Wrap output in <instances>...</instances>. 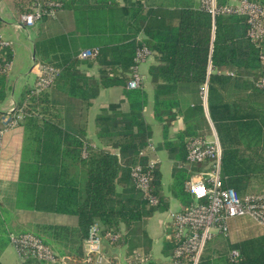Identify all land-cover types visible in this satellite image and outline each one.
Masks as SVG:
<instances>
[{
	"label": "trees",
	"instance_id": "16d2710c",
	"mask_svg": "<svg viewBox=\"0 0 264 264\" xmlns=\"http://www.w3.org/2000/svg\"><path fill=\"white\" fill-rule=\"evenodd\" d=\"M51 3L59 4L55 17L49 14ZM14 5L20 15L39 5V25L63 23L68 12L71 26L59 25L54 36L36 42V62L58 69L59 75L39 93L26 88L17 104L22 109L21 163L14 197L0 198V264L11 237L25 234L40 239L58 260L28 258L22 264H82L85 240L96 223L108 254L122 243L149 254L148 221L167 211L170 203L159 166L149 168L153 132L144 116L145 83L127 88L137 67L136 54L143 48L155 59L149 75L154 119L163 128L159 148L174 163L169 196L189 207L194 200L187 182L211 169L209 161L178 167L187 160L189 143L204 137L203 130L210 131L206 108L222 148L223 188L241 199L264 194V89L257 86L264 71V41L249 37L246 17L224 12L230 0H216L215 17L201 0H14ZM95 49L96 56L81 58L85 50ZM12 61V49L0 41V105L8 96ZM95 67L97 73L89 74ZM110 88L121 89L123 100L101 109L95 135L103 149L93 148L66 128L65 105H78L81 111ZM179 116L184 129L171 138L170 128ZM138 166L150 172V195L157 204L135 186L131 174ZM14 211L75 216L77 224L13 228ZM238 220L230 222L227 234L208 241L199 264H264V235L237 236ZM107 234L119 238L112 242ZM178 245L170 224L161 251L169 262L147 264H170ZM233 251L239 257L233 258Z\"/></svg>",
	"mask_w": 264,
	"mask_h": 264
},
{
	"label": "built area",
	"instance_id": "2783aa9c",
	"mask_svg": "<svg viewBox=\"0 0 264 264\" xmlns=\"http://www.w3.org/2000/svg\"><path fill=\"white\" fill-rule=\"evenodd\" d=\"M203 5L213 14L217 15L216 0H201ZM53 8L49 14L55 17L59 4L51 3ZM227 14L244 16L247 18L249 37L254 41H264V4L254 0H238L230 4L224 11ZM43 15L39 5L29 14L20 15L22 26L32 28ZM98 54V50H86L81 58H92ZM154 53L148 48L138 50L132 79L127 88L135 90L144 85V78L139 72V67L149 61ZM264 66V54L261 55ZM211 72V71H210ZM59 70L50 66H39V76L35 84V92L49 87ZM264 89V71L257 83ZM206 106L207 86L203 92ZM207 109V108H206ZM21 112V114H20ZM208 113V111H207ZM22 119V109H13L4 120V129L0 130V142L3 135L11 128L17 127ZM209 161L211 169L208 172L195 174L186 184L187 192L193 197L194 202L189 207H181L180 210L171 213V224L179 245L174 250L170 264H199L206 244L216 234H227L230 222L236 219H250L264 228V194L248 196L241 199L234 190L223 188L221 180L222 148L219 140L208 141L205 137L197 138L189 143L188 156L185 163L178 164L180 168H189ZM156 162H150L149 168L153 169ZM132 178L135 186L144 193L152 204H157V199L150 195L151 175L149 171L138 166L132 170ZM109 240H118V235L107 234ZM12 244L19 256L24 261L28 258L55 263L58 258L54 251L44 245L40 239L33 234H25L11 237ZM232 257H239L238 251L232 252ZM65 259L61 258V262ZM82 264H115L105 253L102 228L98 223L93 224L84 244V258Z\"/></svg>",
	"mask_w": 264,
	"mask_h": 264
},
{
	"label": "crops",
	"instance_id": "0c3cea01",
	"mask_svg": "<svg viewBox=\"0 0 264 264\" xmlns=\"http://www.w3.org/2000/svg\"><path fill=\"white\" fill-rule=\"evenodd\" d=\"M237 1L238 0H230V4H235ZM63 17L65 18L63 23L61 22L57 24V22H46L41 25L37 23L34 27L27 28L26 26H22L20 23V13L14 5V0H0V41L2 45L10 47L13 52V61L9 67L10 88L6 101L0 105V124L2 123L3 125L4 120L9 116L10 109L17 106L22 98L23 91L27 88L26 85L18 84V81L12 82V73L17 72L16 70H25L27 72L25 77L34 74L36 83L39 76V66H41L40 63L36 62V42L43 37L54 36L59 31V25H65L67 23L71 26V15L66 12L63 14ZM24 34L30 42V45L28 42L20 43L22 35ZM153 64H155L154 56L139 67V72L144 78L145 91L148 95V105L145 109L144 116L146 124L153 132L151 147L149 149L150 162H156V165L159 166L163 180H165L164 169L167 168L168 185L166 186L169 188L172 182V179L170 178H172L171 174L172 169L174 168V163L169 160L166 153L159 148L163 143V128L162 125L155 121L153 114L155 92L152 84L150 83L151 78L149 75L150 67ZM88 73L95 75L97 73V68L95 67L89 70ZM30 88L33 89L34 87ZM122 100V90L119 88H110L102 89L97 99L90 105L84 104L81 107V111L78 105H71V107H69V105H65L66 128L71 132L79 133L91 147L103 149L95 135V132L98 130L96 119L102 108L111 104H119ZM127 108L128 106L123 104V109L127 110ZM206 115H208L207 109ZM207 119L208 122L211 123L208 116ZM182 129H184V119L179 116L177 121H175L170 128V137L173 138L174 135ZM202 135L208 141H211L214 137L218 139L213 125H210V131H207V129L203 130ZM22 140L23 129L17 126V128L14 127L8 130L6 134L3 135L0 142V198L4 201L10 200L14 197L13 187L19 179ZM167 183L165 181V184ZM164 193L169 197L170 207L165 212L156 213L148 221L147 233L148 238L151 241V250H149V254L146 252L148 251L147 249L139 248L136 249L135 253L126 251L124 254L125 250L122 252V250H118L119 247H117L118 249L114 248L112 252L108 254L105 247V253L113 259L115 264H147L148 260H154V262L158 263H165L166 261L169 262V259H165V257L161 254L162 242L167 236V230L171 224V213L180 210L181 206L176 199L169 196V192ZM14 214L17 216V219L13 222V228H17L19 226L34 228L35 226L43 224L74 227L77 224L75 216L47 215L38 212L23 211H14ZM236 224L237 228L235 233L237 236L242 237L246 234H252V236L257 237L264 235V231L257 232L255 230L256 226H261L257 225L250 219H239ZM11 251L12 246L9 245L1 257L2 264L7 255H11ZM15 253H17L16 250Z\"/></svg>",
	"mask_w": 264,
	"mask_h": 264
},
{
	"label": "rangeland",
	"instance_id": "374dc122",
	"mask_svg": "<svg viewBox=\"0 0 264 264\" xmlns=\"http://www.w3.org/2000/svg\"><path fill=\"white\" fill-rule=\"evenodd\" d=\"M23 42H28V44L30 45V42L27 40V38H26V36H25V34L24 35H22V39H21V42L20 43H23ZM17 72H15V73H12V82H17L18 81V84H22V85H26L27 86V88H30V87H34L35 88V75L34 74H32V75H28L27 77H25V75H26V71L25 70H23V71H21V70H16ZM15 108H17V106H15L14 107V109ZM13 108H11L10 109V111L12 110ZM18 109V108H17ZM20 114H21V112H20ZM208 118H209V120H210V116H209V114H208ZM210 122H211V120H210ZM210 125H213L212 124V122L210 123ZM17 128V127H16ZM6 134V133H5ZM4 134V135H5ZM216 140V137H214V138H212L211 139V141L210 142H214ZM164 175H165V180H163V183H164V191L167 193L168 192V186H166V185H168V183H167V178H168V172H167V168L166 169H164ZM170 178V177H169ZM171 179V178H170ZM165 181H166V183L167 184H165ZM255 230L257 231V232H262V231H264V229L263 228H261V227H258V226H256V228H255ZM120 244V243H119ZM12 246V251H11V255L9 254V255H7V257H6V259H4L3 260V264H22V260L19 258V256L17 255V253H15V250H14V247H13V245H11ZM117 247H119V249L117 248ZM115 248H117L118 250H122V252L124 251V254L126 253V251H129V252H133V253H135L136 252V248H134L133 246H131L129 243L128 244H124V243H122V244H120L119 246H115ZM142 259V258H141ZM64 262V261H63Z\"/></svg>",
	"mask_w": 264,
	"mask_h": 264
}]
</instances>
